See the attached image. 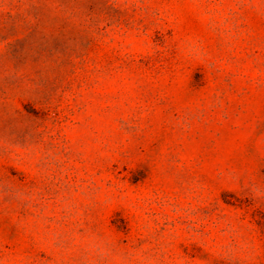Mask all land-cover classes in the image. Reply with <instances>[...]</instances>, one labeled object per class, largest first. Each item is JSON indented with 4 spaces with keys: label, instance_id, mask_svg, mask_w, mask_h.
Wrapping results in <instances>:
<instances>
[{
    "label": "rangeland",
    "instance_id": "374dc122",
    "mask_svg": "<svg viewBox=\"0 0 264 264\" xmlns=\"http://www.w3.org/2000/svg\"><path fill=\"white\" fill-rule=\"evenodd\" d=\"M0 264H264V0H0Z\"/></svg>",
    "mask_w": 264,
    "mask_h": 264
}]
</instances>
